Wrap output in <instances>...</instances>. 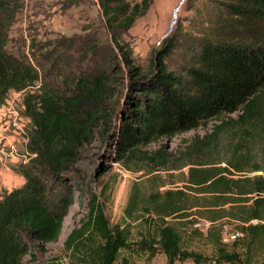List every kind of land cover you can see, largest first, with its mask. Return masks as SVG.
Returning a JSON list of instances; mask_svg holds the SVG:
<instances>
[{
  "label": "trees",
  "instance_id": "1",
  "mask_svg": "<svg viewBox=\"0 0 264 264\" xmlns=\"http://www.w3.org/2000/svg\"><path fill=\"white\" fill-rule=\"evenodd\" d=\"M153 1L142 0L133 6L128 0H98L105 21L103 40L95 37L86 47L71 45L74 40H69L70 44L57 42L46 54L45 63L40 62L32 44L33 63L30 57L8 52L14 21L9 5L13 0H0V106L11 91H25V114L31 120L28 149L35 155L17 169L25 184L0 193V264H24L31 254V241L59 240L75 202V188L67 175L95 143L100 128L107 132L106 141L115 144L117 163L140 158L165 169L170 163L166 146L150 156L141 149L220 121L212 134L195 138L188 146L191 159L206 161L191 162L185 189L214 195V204L219 206L250 203V213L241 218L250 223L247 231L258 229L252 221L264 222V167L253 163L250 152L252 145L264 140V44L203 40L196 44L192 60L172 68L169 60L177 48L179 27L144 68L137 64L133 47L124 36L147 14ZM225 1L230 16L244 29L249 25L253 31L264 28V0ZM72 50L79 52L77 60L62 63L63 54ZM63 69L74 71L69 75ZM122 86L126 93L122 104L118 103L119 125L113 129L116 110L111 102L119 101ZM234 114H239L237 119L225 120ZM236 129L247 136L241 144L245 153L234 155L228 167H217L207 159L216 148V138ZM245 172L262 174L248 177ZM78 190L81 197L88 191L81 186ZM161 196H152L161 217L183 214L198 206L189 201L184 189L166 191L162 202ZM90 230L106 243L103 264H114L127 236L119 227L110 226L95 196L83 228L84 232ZM159 237L171 262L181 255L188 257L174 227H162ZM75 238H70L68 246Z\"/></svg>",
  "mask_w": 264,
  "mask_h": 264
},
{
  "label": "rangeland",
  "instance_id": "2",
  "mask_svg": "<svg viewBox=\"0 0 264 264\" xmlns=\"http://www.w3.org/2000/svg\"><path fill=\"white\" fill-rule=\"evenodd\" d=\"M128 1L133 6L142 2ZM225 2L187 0L171 35L173 37L181 28L176 40L177 48L169 60L172 68L183 65L185 60H192L196 44L203 40L256 41L264 44V28L253 31L252 25H249L248 29H244L241 22H236L238 19L230 16ZM175 4L176 0H154L147 14L137 19L124 36L132 45L139 66L149 67L153 53L161 48L157 41L171 25V12ZM9 6L14 21L9 30L7 50L15 56L30 57L32 61V44L40 62L45 63L48 61L46 54L57 42L74 40L68 43L86 47L92 45L95 37L103 40L106 34L98 0H13ZM78 53L72 50L63 54L62 63L64 60H77ZM67 70L63 69L72 75L74 69ZM125 90L126 87L122 86L117 95L120 96L119 101L111 102L116 110L113 129L119 125L117 117L121 108L118 103L122 104ZM20 96L23 99V94ZM12 97L17 98L18 95L11 92L7 99ZM238 115H230L225 120L237 119ZM4 116H0L4 122L0 128L21 138L22 150L13 148L24 154L26 146L21 133L13 130L12 119H9L12 115H8V118ZM220 124V121H212L191 132L173 139H162L141 149V153L150 156L166 146L170 163L165 169L139 157L127 164L117 163L115 144L106 141L107 132H103V128L98 129L95 143L83 152L75 170L67 175L75 188V202L65 218L59 240L53 243L31 241V254L24 259V264H103L106 243L92 230L83 231L93 196L110 226L119 227L127 236L126 246L118 252L114 264H264V222L252 221L251 224L258 229L247 231L245 229L250 223L241 219L250 213V203L219 206L214 204V195L185 189L191 162L206 161L204 158L191 159L187 153L188 146L193 139L212 134ZM245 138L247 136L242 129L222 132L216 138V148L207 159L217 167H228V161L234 155L245 153L241 145L245 143ZM6 149L1 145L0 151L6 153ZM250 152L253 163L264 167V140L263 144L252 145ZM15 166L12 163L10 168L17 172L19 165ZM261 174L243 173L248 177ZM79 184L88 190L84 197L78 190ZM182 189L187 191L189 201H194L198 206L183 214L161 217L154 209L152 196L160 193L159 201L162 202L166 191ZM167 225L176 229L181 239V249L188 257L181 255L171 262L163 252L159 231ZM75 232L78 234L75 235ZM73 235L76 238L68 246Z\"/></svg>",
  "mask_w": 264,
  "mask_h": 264
},
{
  "label": "built area",
  "instance_id": "3",
  "mask_svg": "<svg viewBox=\"0 0 264 264\" xmlns=\"http://www.w3.org/2000/svg\"><path fill=\"white\" fill-rule=\"evenodd\" d=\"M187 0H176V4L172 9L171 12V25L169 29L166 30L158 39L157 44L160 46L168 37L172 35L173 32V27L176 24L177 19L179 18L181 14V10L186 4ZM14 92V95H18L17 98H8L6 99L5 103L0 106V116L5 115L4 117L8 118V115H12L9 119H12L11 124L13 127V130L15 133L22 135L24 143H25V148H24V154L20 153L15 148H12V154L14 155L13 157L18 158V162L16 163V166L19 165H27L31 159L35 157L33 153H31L28 149V143L29 139L27 137V131H28V126L31 124V120L26 116L25 111L26 107L24 104V97H25V91L17 92V91H11ZM10 92V95H11ZM22 96L23 94V99L19 98V96ZM20 96V97H21ZM6 121V119H5ZM4 122L0 120V124H3ZM23 143V144H24ZM18 167V166H17Z\"/></svg>",
  "mask_w": 264,
  "mask_h": 264
},
{
  "label": "crops",
  "instance_id": "4",
  "mask_svg": "<svg viewBox=\"0 0 264 264\" xmlns=\"http://www.w3.org/2000/svg\"><path fill=\"white\" fill-rule=\"evenodd\" d=\"M1 145L8 148L5 151L6 153H9V155L4 151H0V193L3 191L11 192L14 189L21 188L26 182L23 175L10 168L12 163H14L15 166V164L18 162V159L13 157L12 150L10 149L17 147L18 149L22 150L21 138L16 134L12 135L10 132L7 133V131H4L0 128V148ZM20 153L22 152L20 151Z\"/></svg>",
  "mask_w": 264,
  "mask_h": 264
}]
</instances>
